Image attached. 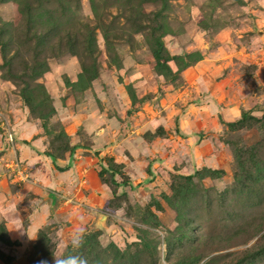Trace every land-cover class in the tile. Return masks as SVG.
<instances>
[{"label":"rangeland","instance_id":"rangeland-1","mask_svg":"<svg viewBox=\"0 0 264 264\" xmlns=\"http://www.w3.org/2000/svg\"><path fill=\"white\" fill-rule=\"evenodd\" d=\"M69 253L264 264V0H0V264Z\"/></svg>","mask_w":264,"mask_h":264},{"label":"crops","instance_id":"crops-1","mask_svg":"<svg viewBox=\"0 0 264 264\" xmlns=\"http://www.w3.org/2000/svg\"><path fill=\"white\" fill-rule=\"evenodd\" d=\"M39 141L40 140H34L33 142L28 141L29 143L20 145L21 159L29 165L31 177L33 179V181L30 182L29 190L38 192L41 195L44 194L42 191H47L48 193L45 194L51 196V194L54 195V186L65 185L73 188L72 183L83 181L81 175H79L81 171L78 170L77 162H74L73 166L70 167L68 171L64 173L57 172V175L54 176V171H50L52 169L51 162L39 154L43 150ZM50 172L52 174H50Z\"/></svg>","mask_w":264,"mask_h":264},{"label":"clouds","instance_id":"clouds-1","mask_svg":"<svg viewBox=\"0 0 264 264\" xmlns=\"http://www.w3.org/2000/svg\"><path fill=\"white\" fill-rule=\"evenodd\" d=\"M84 233L83 231L76 232L71 238V247L79 249L83 246ZM40 264H48L47 261H40ZM54 264H88L87 258L82 255L66 254L54 257Z\"/></svg>","mask_w":264,"mask_h":264},{"label":"trees","instance_id":"trees-1","mask_svg":"<svg viewBox=\"0 0 264 264\" xmlns=\"http://www.w3.org/2000/svg\"><path fill=\"white\" fill-rule=\"evenodd\" d=\"M155 59L157 60V63L159 64V65H161L162 67H165V65L162 63V60H161V58H160V55L156 52L155 53ZM245 116V115H244ZM24 144H27V142H23Z\"/></svg>","mask_w":264,"mask_h":264},{"label":"water","instance_id":"water-1","mask_svg":"<svg viewBox=\"0 0 264 264\" xmlns=\"http://www.w3.org/2000/svg\"><path fill=\"white\" fill-rule=\"evenodd\" d=\"M103 221H104V216H101L96 222V227L101 228Z\"/></svg>","mask_w":264,"mask_h":264}]
</instances>
